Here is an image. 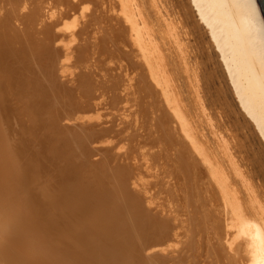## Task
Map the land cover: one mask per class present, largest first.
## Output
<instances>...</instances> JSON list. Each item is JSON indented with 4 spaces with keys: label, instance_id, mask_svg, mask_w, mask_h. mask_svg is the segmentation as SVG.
<instances>
[{
    "label": "bare ground",
    "instance_id": "6f19581e",
    "mask_svg": "<svg viewBox=\"0 0 264 264\" xmlns=\"http://www.w3.org/2000/svg\"><path fill=\"white\" fill-rule=\"evenodd\" d=\"M161 26L196 109L230 107L221 68L259 147L239 121L207 146ZM0 264H264L256 0H0Z\"/></svg>",
    "mask_w": 264,
    "mask_h": 264
},
{
    "label": "rangeland",
    "instance_id": "374dc122",
    "mask_svg": "<svg viewBox=\"0 0 264 264\" xmlns=\"http://www.w3.org/2000/svg\"><path fill=\"white\" fill-rule=\"evenodd\" d=\"M185 1L187 2V0H185ZM191 10H192V8H191ZM191 12L194 15V20L197 21V17L195 16V12L193 10ZM154 23H155V21H154ZM197 24H199V22ZM197 24H196V27H197ZM156 26H157V24H156ZM191 26H192V24L190 23L189 29L192 30ZM197 32H199V34L203 33L202 37L206 43V40L208 39V34L206 32H204L203 29L200 30L198 27H197ZM158 36L160 37L161 45L164 47V49H167L166 51H164L165 53L168 54V64L166 65V67H169L171 69L173 68V71L176 74V80H177L178 85L180 87L181 96L183 98L182 103L188 109L190 119L194 121V123H192V124H193V127L195 128V130L197 129L198 131H202L201 134L202 133L204 134V138L202 137V139L206 141L207 146L210 147V149L212 151H213V149L216 148L215 137L213 134L214 129H218L222 133L236 134L241 140L244 141V138L242 139L241 134L243 132H245V129L240 130V128L236 126V121H239L241 124L248 126L249 139H250L251 145H252L251 147H254V145L256 147L257 146L259 147L257 136H255V134L253 133V130H254L253 127L250 126L249 123L247 121H245V118L239 113V111L241 112V110L239 109L238 104H237L235 98L233 97V94L231 93L229 83H228L222 69L215 67L217 75H218L217 80H220V82H221L220 84L227 91V99L230 103V107H228L229 110L228 109L225 110V108L223 106L218 105L217 101H215V103H217V104L212 103L213 102L212 100H214L217 93H216L215 88H211L209 86L208 87L209 92L206 93L205 94L206 97H204L206 110H204V113H200L199 109H196V107H195V102L193 100V93L189 89V81L186 78V73L179 66L174 65L176 63V61L178 62V58L176 57V55L174 53V50L172 47L173 45H172L171 41L167 40V36H169V35L166 33V29L164 28V26H161L159 28ZM200 37L201 36L199 35V38ZM190 41H191L190 45H192L194 40L192 38H190ZM212 57H213L212 59H214V62L217 63L218 59H217V57H215V55L213 53H212ZM174 66L177 67V70H175ZM217 80L214 82L215 86H218ZM221 111H226L227 117H225V118L220 117L219 114L221 113ZM221 115H223V114L221 113ZM208 119H209V121H208ZM209 124H213L216 127L212 130V132H211V127ZM198 126H200V128H198ZM228 166H229V164H228ZM231 176L234 180L237 181V183L235 185L236 188L244 194L246 192V190L244 189V187H245L244 183L241 182L240 178L238 176H236L234 172L231 173Z\"/></svg>",
    "mask_w": 264,
    "mask_h": 264
},
{
    "label": "water",
    "instance_id": "95a60500",
    "mask_svg": "<svg viewBox=\"0 0 264 264\" xmlns=\"http://www.w3.org/2000/svg\"><path fill=\"white\" fill-rule=\"evenodd\" d=\"M256 3L264 22V0H256Z\"/></svg>",
    "mask_w": 264,
    "mask_h": 264
}]
</instances>
